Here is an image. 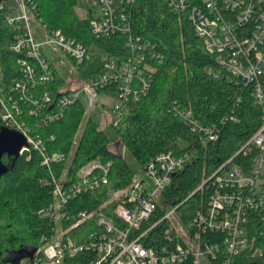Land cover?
<instances>
[{"label":"trees","instance_id":"1","mask_svg":"<svg viewBox=\"0 0 264 264\" xmlns=\"http://www.w3.org/2000/svg\"><path fill=\"white\" fill-rule=\"evenodd\" d=\"M27 1L37 23L88 47L91 59L77 69L83 79L105 74L110 59L129 53L124 35L94 37L92 16L81 17L77 12L79 0ZM16 12V4L0 1V71L8 88L14 80L24 78L19 63L23 55L12 49L19 23L11 22L9 17ZM129 19L134 33L149 41L157 56L150 59L154 71L148 93L141 100L122 106L120 119L110 123L111 132L102 128L95 115L88 114L87 104L81 99L48 120L44 115L30 114L32 100H20L18 92L10 91L21 102L23 112L19 119L33 136L43 141L44 149L31 148L18 157H3L9 170L0 177V264H30V253L44 243L43 237L54 233L55 223L43 215V210L55 200L54 184L49 181L52 173L42 164L43 152L49 156L63 155L64 161L52 164L54 174L60 178L66 171L72 181L92 160L111 163L109 183L75 196L69 208L71 218L63 221L67 234L80 242L92 232L103 231L93 218L73 227L81 211H105L116 218L117 202L110 201L109 187L129 186L138 170L158 154L190 153L192 159L172 176L171 183L161 192L155 212L143 224V229L154 226L144 241L156 249L166 245L174 248L176 243H182L174 223L169 219L161 221L169 210L176 209L186 229L197 230L194 217L197 211L210 207L216 189L214 175L235 164L249 168L258 153L256 147L245 146L263 124V108L256 101L253 86L231 80L216 57L207 51L187 14L175 11L166 0H136L129 10ZM51 69V81L36 88L29 83V87L38 99L49 91L51 100L57 103L61 97L59 90L71 89L52 62ZM113 91L115 88L110 86L100 90L99 95L116 96ZM52 109L49 111L53 112ZM181 110L191 111L203 124H215L218 139H204L183 118ZM114 142L125 151L113 150ZM248 228L250 262L264 264V212H252ZM203 237L214 243L222 240L223 233L209 230ZM93 258L94 253L85 251L66 258L65 264H90Z\"/></svg>","mask_w":264,"mask_h":264},{"label":"built area","instance_id":"2","mask_svg":"<svg viewBox=\"0 0 264 264\" xmlns=\"http://www.w3.org/2000/svg\"><path fill=\"white\" fill-rule=\"evenodd\" d=\"M91 1L98 7L90 10L94 37L104 39L124 35L129 53L123 58L110 59L106 73L87 79L81 89L59 90L61 97L57 103L51 100L49 91H45L43 99H38L29 87V83L36 88L54 77L43 46L52 45L54 49L64 51L76 70L91 59L90 50L84 43L44 26L47 39L40 41L33 28L36 15L29 9L27 0H18L15 16L9 17L11 22L19 23V33L12 49L23 55L19 63L24 78L14 80V85L8 88L0 71V120L3 127L18 130L26 137L27 145L22 154L31 148L43 150L44 143L33 136L27 124L19 119L23 112L20 100L34 102L30 114L44 115V119L53 120L64 113L63 109L81 99L83 93L95 107L94 101L100 90L113 86L116 96H107L119 101L112 109L116 115L110 123H114L120 119L124 104L141 100L151 88L154 68L150 59L157 54L149 41L133 31L129 10L136 0ZM166 2L175 11L187 14L207 51L216 57L218 65L231 80L253 86L256 101L263 108V124L245 146L256 147L258 153L249 168L235 164L214 175L216 189L210 207L197 211L194 217L197 230L191 232L186 229L179 221L176 209L169 210L161 221L169 219L174 223L182 243H176L174 248L166 245L156 249L144 241L154 226L143 229V224L155 212L161 192L171 183L172 176L192 159L190 153L158 154L147 163L144 173L133 176L129 186L109 187L110 201L117 202L114 209L116 218L105 211H81L73 227L93 218L103 231L92 232L80 242L67 234L68 228L64 227L63 221L71 218L69 208L75 196L109 183L111 163L92 160L78 171L77 180L72 181L66 171L57 178L52 168L53 163L64 161L65 157L57 153L49 156L43 152L42 164L52 173L49 181L54 184L55 197L43 210V215L55 223V228L50 237L42 238L44 243L35 249L30 264H65L66 258L76 257L85 251L94 253L90 264H252L248 222L252 212H264V0ZM10 91L18 92L20 100ZM52 107L53 112H50ZM180 114L204 139H218L215 124L201 123L189 110H181ZM209 230L222 232V240L212 243L204 239L203 234Z\"/></svg>","mask_w":264,"mask_h":264},{"label":"rangeland","instance_id":"3","mask_svg":"<svg viewBox=\"0 0 264 264\" xmlns=\"http://www.w3.org/2000/svg\"><path fill=\"white\" fill-rule=\"evenodd\" d=\"M9 3H14L16 4V7H18V0H8ZM77 12L81 17H86L87 15L90 14V10H96L98 9L97 5L94 4L91 0H79L77 4ZM38 21L34 20L33 21V28L36 33L39 34V40L43 41L47 39V34L43 29V26H38ZM43 52L46 58L52 64L59 69V71L65 76L67 84L66 87L72 90H79L83 87L84 83L87 81L81 77V74L74 68L73 61L71 58L65 54L64 51L54 49V46L52 45H46L43 46ZM90 98L83 93L81 95V100L87 104L88 107V114H93L95 117L99 120L101 123V126L103 129H105L108 132H111L110 128V122L115 119V112L112 110L115 108L118 104L119 101L116 98H111L110 96L107 95H99L96 100L94 101L95 107L93 104H90ZM84 125L81 127L79 131V135L77 137H80L82 130H83ZM116 141V140H115ZM111 148L115 151H125L119 144L118 142H114L111 145ZM72 156L71 154L68 159H67V164L69 165L70 162L72 161ZM138 173H144V169H139Z\"/></svg>","mask_w":264,"mask_h":264},{"label":"water","instance_id":"4","mask_svg":"<svg viewBox=\"0 0 264 264\" xmlns=\"http://www.w3.org/2000/svg\"><path fill=\"white\" fill-rule=\"evenodd\" d=\"M26 145V137L18 130L7 127L0 129V177L9 170V166L4 163L3 157L5 155L18 157L22 154L23 148ZM34 251L30 253L31 256Z\"/></svg>","mask_w":264,"mask_h":264}]
</instances>
